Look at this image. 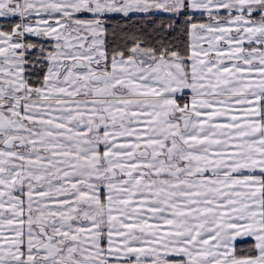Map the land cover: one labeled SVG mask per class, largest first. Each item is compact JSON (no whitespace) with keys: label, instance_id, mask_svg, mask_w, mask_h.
Listing matches in <instances>:
<instances>
[{"label":"snow or ice","instance_id":"obj_1","mask_svg":"<svg viewBox=\"0 0 264 264\" xmlns=\"http://www.w3.org/2000/svg\"><path fill=\"white\" fill-rule=\"evenodd\" d=\"M0 264H264V0H0Z\"/></svg>","mask_w":264,"mask_h":264}]
</instances>
